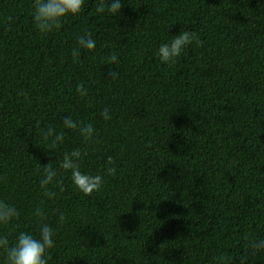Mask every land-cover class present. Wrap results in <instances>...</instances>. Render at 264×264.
<instances>
[{
  "label": "trees",
  "instance_id": "16d2710c",
  "mask_svg": "<svg viewBox=\"0 0 264 264\" xmlns=\"http://www.w3.org/2000/svg\"><path fill=\"white\" fill-rule=\"evenodd\" d=\"M97 3L43 34L32 0H0V198L20 212L0 232L10 243L35 232L49 163L63 191L46 207L66 216L49 264H238L264 233V0H123L117 18ZM182 29L199 43L161 63L156 48ZM85 32L96 48L76 55ZM113 53L118 62L103 64ZM65 115L92 123L96 142L65 130L49 156L40 131L61 130ZM74 147L87 152L82 171L104 176L90 195L59 168ZM109 156L114 175H104Z\"/></svg>",
  "mask_w": 264,
  "mask_h": 264
},
{
  "label": "clouds",
  "instance_id": "9594fccd",
  "mask_svg": "<svg viewBox=\"0 0 264 264\" xmlns=\"http://www.w3.org/2000/svg\"><path fill=\"white\" fill-rule=\"evenodd\" d=\"M123 0H98L96 6L97 13H107L113 18L121 15ZM85 0H32L31 20L36 30L43 34L58 30L62 26L63 19L67 16H76L83 10ZM195 41L199 43V37L195 32L182 29L178 34L170 36L156 48L154 55L161 63L172 64L181 56L185 48ZM77 48L74 54L78 55L80 49L94 50L96 40L89 32L76 37ZM118 62V56L113 53L104 58L103 64L113 65ZM109 75L115 79L117 73L110 68ZM77 93L81 97L88 96V90L83 84L76 87ZM103 120H111L109 108L105 107L100 113ZM62 129L56 127L42 128L40 135L46 141V150L52 156L54 150L62 145L66 140L65 130H77L79 137L84 144L96 142V129L92 123H82L73 119L70 115L62 118ZM87 152H82L80 147H74L63 153L59 168L69 174V179L73 186L84 195H90L93 191H98L103 183L104 176L82 171L81 157ZM112 157H108L104 168V175H114L115 168L111 167ZM43 174L39 179L41 197L30 213L36 224L35 232L17 231L10 243L7 234L0 232V264H49L51 256L49 250L54 246L55 235L60 226L66 220L65 213L56 208H47L46 203L53 201L57 196V190L63 191V182L58 177L56 168L48 163L41 166ZM20 212L18 208L7 200L0 198V226H8L18 219ZM264 254V233L248 238V247L245 255L239 258L238 264H247L249 256ZM216 264H225L224 258L214 257ZM228 264H232L228 260Z\"/></svg>",
  "mask_w": 264,
  "mask_h": 264
}]
</instances>
